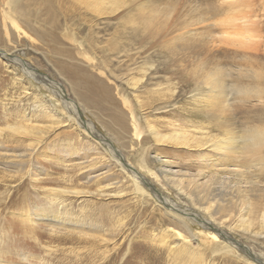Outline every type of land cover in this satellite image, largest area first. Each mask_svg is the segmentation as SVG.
Masks as SVG:
<instances>
[{"label": "rangeland", "instance_id": "1", "mask_svg": "<svg viewBox=\"0 0 264 264\" xmlns=\"http://www.w3.org/2000/svg\"><path fill=\"white\" fill-rule=\"evenodd\" d=\"M71 9L65 0H0V264L252 263L238 252L214 253L217 242L227 245L201 221L168 209V200L213 218L264 259V167L247 159L227 174L205 170L216 157L211 141L227 138L216 121L208 124L200 102L208 93L191 76V60L211 64L210 57L185 55L177 68L178 57L126 24L133 5L106 12L95 27ZM261 12L260 30L250 33L262 43L252 52L264 77ZM221 60L247 73L243 56ZM241 106L238 139L247 120L264 125V101ZM149 125L166 138L157 142ZM185 130L188 145L169 136ZM132 174L166 203L138 193ZM50 188L69 193L47 213L63 226L35 216L49 206Z\"/></svg>", "mask_w": 264, "mask_h": 264}, {"label": "bare ground", "instance_id": "2", "mask_svg": "<svg viewBox=\"0 0 264 264\" xmlns=\"http://www.w3.org/2000/svg\"><path fill=\"white\" fill-rule=\"evenodd\" d=\"M56 1H58V3H63L64 0ZM65 1L70 3V7L73 9H71L72 11L69 13L72 14L73 12L77 13V11H79L82 17L92 19L91 26L93 27H95L94 25L96 22L100 23L102 18L105 17L104 14L106 12L111 11V15H116L119 10L126 6H135L137 14L128 15L129 19L126 24L129 23L131 25L130 28L134 27V30H140L145 38L154 39L156 43L164 47L173 58L178 57L176 61H173L177 68H183L184 65L182 63L184 62L183 57L185 55L189 56L197 52L201 53L199 54L200 56L206 55L210 57L209 62H211V64H209L206 59H195L193 57L194 59L191 61H195L193 62L194 66L190 69L191 76L195 84L198 85V82H200V86L204 87L206 93H208L207 97L200 100L201 103L205 102V114L208 124L216 121L218 125L224 128L227 138L211 141L216 157L206 163L205 170L209 175L217 174V170H221L223 173L227 174L234 172L237 164H248L249 161L247 159H251L252 163L264 167V125H256L247 120L245 123V131L239 139L235 132L239 124H237L238 121L236 122L235 119H238L237 114L239 112L238 109L242 108L241 104H246L251 101V99H255L260 103L264 101V77L261 70L253 65L254 59L256 58L255 54L252 52H257L256 49L260 47L262 43L258 39L255 40L250 33V30H256L260 27L258 25L262 22L261 11H264V3L261 2V0ZM55 24L56 22L53 21L51 25L52 28L55 27ZM259 30L258 28V31ZM169 42L172 43L167 46L163 45ZM225 55L243 56L247 62V64H245L247 73H245L244 69L241 67L237 68V70L233 69L235 66L232 64L222 65L221 58ZM188 56L186 58H190ZM172 57L171 59H173ZM18 61H20L19 64ZM15 62L19 66L29 68L28 64H24L20 59H17ZM27 72V74L34 76L31 72ZM50 86L54 88L52 82H50ZM56 89L61 96L57 94L62 98V92H60L57 87ZM201 103L200 105H202ZM70 106L72 107V103ZM81 120L84 122L82 118ZM247 124L249 127H246ZM84 126L85 128L88 127L90 132L94 134L95 129L92 128V126L88 124ZM9 128L13 131L20 132V126L10 125ZM149 128L150 131L153 132L157 142L160 143L163 138H166V136H162L155 127L152 128L150 126ZM194 130H199V128H194ZM187 131L189 130H185L182 133H174L169 136L173 135L171 139H174L178 144L188 145L190 138L184 134ZM208 144L209 143H205V145ZM201 146L204 145L202 144ZM109 147L110 146H108V148ZM109 149L111 151V148ZM113 152L112 150V153ZM120 163L123 166L121 167L126 169L125 165L128 164L124 163V161H120ZM126 170L133 171L132 169ZM133 177L136 181L138 193H141L143 196H149L150 191L151 193H155L153 194L155 197L158 195L160 196L156 197L157 201L162 204L166 203L165 198H163L164 196L155 191L150 183H148L145 178H142L140 174H135ZM142 179H144L147 184H145ZM22 187L23 186H20V188ZM44 193V198L49 206H46L47 208L38 207L36 210L39 213H36L35 216L38 217L39 220L48 219L58 226H63V222L60 219L57 220L58 217H55L56 215L52 216V214L48 215L47 213L56 211L53 209V206H56V209H59L60 206V208L63 207L62 205L65 203L64 198L69 194L68 191L63 188H50ZM168 201V203L171 204L170 206L165 204L168 209L176 210L190 221H201L203 226L211 229L212 232H210V235L215 241H221L227 245L226 247L220 248L222 244L217 242L216 245L220 247L218 249L216 248L217 250L214 253H218V251L224 253V251H226L236 255L238 252L241 255L243 254L242 256L247 258V260L252 261L251 264H264V259H261L254 252L247 250L245 247H240L237 242H234L229 232L220 228L214 220H211L213 218L205 220L200 214L191 209L180 211L179 208H176L178 206H176L174 202L171 200ZM59 213H61L60 210Z\"/></svg>", "mask_w": 264, "mask_h": 264}, {"label": "water", "instance_id": "3", "mask_svg": "<svg viewBox=\"0 0 264 264\" xmlns=\"http://www.w3.org/2000/svg\"><path fill=\"white\" fill-rule=\"evenodd\" d=\"M4 53H5V52H2L1 55H2V56H6ZM64 96H65V95H64ZM65 99H66L67 101H70V100H68V99L66 98V96H65ZM78 113H79V116H82V114H81L80 112H78ZM88 130H89V129H88ZM151 186H153V185H151Z\"/></svg>", "mask_w": 264, "mask_h": 264}]
</instances>
